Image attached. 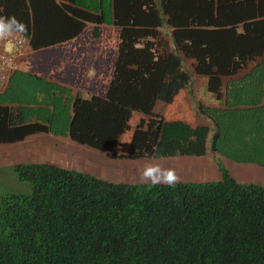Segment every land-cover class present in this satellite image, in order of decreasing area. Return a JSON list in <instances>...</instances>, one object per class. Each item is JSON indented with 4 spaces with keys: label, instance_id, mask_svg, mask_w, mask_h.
<instances>
[{
    "label": "trees",
    "instance_id": "16d2710c",
    "mask_svg": "<svg viewBox=\"0 0 264 264\" xmlns=\"http://www.w3.org/2000/svg\"><path fill=\"white\" fill-rule=\"evenodd\" d=\"M256 2L248 17L244 0H112L106 21L103 0H0V17L24 23L30 46L0 94V147L55 124L128 166L209 154L264 168ZM33 85L56 117L40 110V123L28 121L4 104ZM14 171L11 185L0 175V264H264V185L241 183L224 165L213 181L173 185L44 163Z\"/></svg>",
    "mask_w": 264,
    "mask_h": 264
},
{
    "label": "rangeland",
    "instance_id": "374dc122",
    "mask_svg": "<svg viewBox=\"0 0 264 264\" xmlns=\"http://www.w3.org/2000/svg\"><path fill=\"white\" fill-rule=\"evenodd\" d=\"M109 0H103V10H104V18L106 21L112 20V7L108 3ZM163 32L165 35L170 38L169 41H172V36L170 32V28L168 26H163ZM171 44V42H170ZM251 64L243 68L239 75L244 74L249 70ZM82 97L86 96V93L83 91L81 93ZM17 97L21 98L22 94L20 92L17 93ZM58 115V114H57ZM64 126L57 128L55 131L49 133H36L30 135L29 137H35L39 140H45V142L49 144H53L54 149L60 155V159L65 158L63 162L67 166L75 165L83 170H88L89 168L93 171H90V174L100 176L102 173L105 176H102L107 179H111V181H117L112 177L116 172V176L118 178H124L127 174L128 167L123 170V165L126 163L124 161H109L103 157V155L99 152L89 149L83 145H77L75 143L69 142L67 134L63 131H59V129H64ZM34 139V138H33ZM23 147L26 150H31L30 144L21 143L20 145L17 144V147ZM7 144H4V147H0V151L2 149L6 150ZM70 150V151H69ZM76 153V154H74ZM79 153V154H78ZM43 153L41 151H32V158L36 159L37 155L41 156ZM70 154V155H69ZM209 155V154H208ZM23 155H21L22 157ZM221 157V156H220ZM87 158V159H86ZM24 161V160H23ZM163 165L167 167L168 164L171 163L173 165H179L182 172L179 174L176 173L175 169H172L177 176H180L181 181H186L185 177L191 179V181L195 182H206V181H213L215 180L212 176L215 173L216 179L221 177L220 172H217L218 165H224V167L230 171L231 175L239 182H247V183H255L259 185H264V168L256 164H242L238 162L231 161L227 158H219L214 155L205 156L202 158L197 157H187V156H179L174 158H144V159H137L129 162V167L131 171L141 173L146 166L151 165ZM93 165V168L92 166ZM216 165V166H215ZM214 169L216 170L214 172ZM7 171L5 178L8 181L13 180L12 172L9 173V169L5 168ZM12 170V168H11ZM105 173H104V172ZM214 172V173H213ZM186 175V176H185ZM115 176V175H114ZM16 178V176H15ZM133 178V177H132ZM129 181H131L130 173H129ZM11 185V182L8 183ZM20 186L24 185L22 183H18ZM13 188H18L15 184L12 186ZM26 188V185H25ZM0 189H4L1 188ZM5 190V189H4Z\"/></svg>",
    "mask_w": 264,
    "mask_h": 264
},
{
    "label": "clouds",
    "instance_id": "9594fccd",
    "mask_svg": "<svg viewBox=\"0 0 264 264\" xmlns=\"http://www.w3.org/2000/svg\"><path fill=\"white\" fill-rule=\"evenodd\" d=\"M111 3H112V0H111ZM26 31H27L26 25L24 23L18 21L15 17H0V40L12 38L15 35L17 37L23 39L22 51L19 52L15 56L16 67L9 69L8 71L4 72L3 74L0 73V94H2L10 86V80H11L12 74H14V71L18 68L19 62H20V58L22 56H24L29 51V49H30L29 39H28L27 36L24 35V33H26ZM2 44H4V47H5V50L6 51H10L11 50V48H12L11 44L6 43V41H2ZM169 44H170V41H169ZM40 85H41V83H40ZM58 85L60 87H62L61 84H58ZM31 89L36 94H38V96H39L37 102H31V100L28 99V98H26V96H25V99H20V100H24V101H16L15 100L16 98H15L11 102H4V104H13V105H15L16 108H20L21 109V107H22L23 109L27 110V114L25 113V117H27L28 121H36L37 120L36 118L39 119V117L37 115L34 116L33 111L39 112L40 110H44V111H47L46 112L47 115H51L53 117H56L57 116L56 110L59 109V108L58 109L56 108V103H52V104L49 103V104H46V105L41 104V102H42V92L39 93L37 91V87L35 85H33L31 87ZM83 91L86 93V91L83 90V89H76L75 88V89H73L71 95L74 96L76 94H79L82 97L81 93ZM88 96H89V94L86 93V96L83 97V98H88ZM32 104H37L38 105V109H31L32 108ZM43 108H48L49 110H46V109H43ZM33 116H34V119H31ZM36 122H39L40 123V119L37 120ZM198 122L201 124V120H198ZM51 126L52 125H50V128L47 131L43 132V133H49V132L55 131L57 129V127L55 126V124H53V127H51ZM211 129L212 128H210L209 133H207V142H208V140L210 141L209 134L211 133ZM40 132H35V133L30 134V135H33V134H36V133H40ZM30 135H28L26 137H29ZM68 141L69 142H72V143H75L69 137H68ZM18 142H21V141H17V142L11 143V144L12 145H15V144H18ZM77 145H79V144H77ZM74 154H76V153H74ZM205 156H209V155L207 154ZM205 156H202V157H205ZM0 157H1V151H0ZM191 157H193V156H191ZM202 157H197V158H202ZM221 157L223 159L226 158L225 156H221ZM145 158H156V159H159L157 157H152V156L145 157ZM171 158H174V157H171ZM64 161H65V158L60 159L58 165H61V166H64V167H68L69 168V166H67V165H65L63 163ZM26 163H44V164H51V163L38 162V161H36V162L2 163V164H0V175H1V177H4L5 178L6 173H7V171L5 170V168H8L9 169V173L12 172L13 180H11V181H8L7 180V181H8V183L13 182V181L15 182L16 181V178H15L16 173L14 171V167L16 165L26 164ZM125 165L122 166L123 167V170L126 167H128V171H126L127 174L125 175V177L124 178H118L116 176V172H117L116 171L114 173L115 176L113 175L112 177H114V179L117 180V181H112V182H122V183H131V184L132 183H135V182H142V183H144V182H150L153 185L160 184V183H166L168 185H173L180 178V176L178 177L174 173V171L169 170V169H166L165 166H163L161 164L160 165L146 166L143 169V171L141 173V176H139V173H136L134 171H131V169H130V167L128 165H126V166ZM11 168H12V170H11ZM70 168H74L73 165H71ZM74 169L79 170V171H83V170H80V169H77V168H74ZM215 171L216 170L214 169V172ZM86 172L89 173L90 171H86ZM129 173H130L131 181H129ZM94 176L97 177V178H101V179L107 180V181H111V179H106V178L102 177V176H105L103 173L100 176H97V175H94ZM214 176H215V173L213 174L212 177L214 178ZM185 179L187 181H191V179H188L186 177H185ZM244 183H247V182H244Z\"/></svg>",
    "mask_w": 264,
    "mask_h": 264
},
{
    "label": "crops",
    "instance_id": "0c3cea01",
    "mask_svg": "<svg viewBox=\"0 0 264 264\" xmlns=\"http://www.w3.org/2000/svg\"><path fill=\"white\" fill-rule=\"evenodd\" d=\"M250 1H253L254 4H249ZM110 2H111V0H109L108 3L110 4ZM246 3L248 4L247 16L248 17H255L256 13L259 10L256 0H244V4H246ZM233 12H234V10H231V14H233ZM42 83L43 82H41V84ZM53 85H55V84H53ZM20 93L22 94V97L19 99H18V97H16V99H15L16 101H24V100H20V99H25V96H26V98L30 99L31 102H37V100L39 98L38 94H36L31 89L30 86L26 89L20 90ZM31 109H38V105L32 104ZM43 109L49 110L48 108H43ZM31 119H34V116ZM24 142L27 144H30L31 150H26L20 146L17 147V144H15V145L7 144L6 150L5 149L1 150L0 164H2V163H15V162H36V161L51 163V164H55V165L59 164V161H60L59 156L60 155L54 149L53 144H49V143L45 142L44 139L39 140L35 137H26L23 141L18 142V145H20L21 143H24ZM2 147H4V146H2ZM32 151H41L43 154L41 156L37 155L36 159H33L32 158ZM21 155H23V156L21 157ZM90 166H92V168H93V165H90ZM73 167L78 169V167H75V166H73ZM165 168L167 169V167H165ZM79 169L83 170L81 168H79ZM168 169L169 170L175 169L177 174H179V172H182V169H180L179 165H173L171 163L168 164ZM83 171H93V170H91L89 168L88 170H83Z\"/></svg>",
    "mask_w": 264,
    "mask_h": 264
},
{
    "label": "built area",
    "instance_id": "2783aa9c",
    "mask_svg": "<svg viewBox=\"0 0 264 264\" xmlns=\"http://www.w3.org/2000/svg\"><path fill=\"white\" fill-rule=\"evenodd\" d=\"M2 41L11 44L10 51H6ZM23 39L16 35L12 38L0 40V73L8 71L11 68L16 67L15 56L22 51Z\"/></svg>",
    "mask_w": 264,
    "mask_h": 264
}]
</instances>
